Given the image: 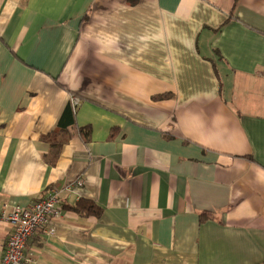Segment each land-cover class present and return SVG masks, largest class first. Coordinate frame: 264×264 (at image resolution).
<instances>
[{
	"label": "crops",
	"instance_id": "0c3cea01",
	"mask_svg": "<svg viewBox=\"0 0 264 264\" xmlns=\"http://www.w3.org/2000/svg\"><path fill=\"white\" fill-rule=\"evenodd\" d=\"M51 190L38 264H264V0H0V255Z\"/></svg>",
	"mask_w": 264,
	"mask_h": 264
},
{
	"label": "built area",
	"instance_id": "2783aa9c",
	"mask_svg": "<svg viewBox=\"0 0 264 264\" xmlns=\"http://www.w3.org/2000/svg\"><path fill=\"white\" fill-rule=\"evenodd\" d=\"M70 100L76 111L80 100L74 96ZM77 185L81 186V181ZM63 212L64 205L57 190L49 191L46 197L28 207H9L6 204L2 218L9 223L10 235L6 248L0 255V264H38L34 253L27 251V244L40 231H46L51 220L61 218ZM54 232V228L48 229V234Z\"/></svg>",
	"mask_w": 264,
	"mask_h": 264
},
{
	"label": "trees",
	"instance_id": "16d2710c",
	"mask_svg": "<svg viewBox=\"0 0 264 264\" xmlns=\"http://www.w3.org/2000/svg\"><path fill=\"white\" fill-rule=\"evenodd\" d=\"M138 0H132L133 3ZM167 96H158L157 99H163ZM75 112L72 107L71 100L68 102L67 106L64 109V112L58 122V125L54 131L49 133L48 135H44L42 137V141L48 143L50 145V151L47 155H45V161L48 166L54 167L56 166L61 150L65 144L68 143V138L65 135L66 133H70V129L75 125ZM80 133L83 135L86 141H89L90 129H80ZM76 214H78L82 218L95 217L99 218L103 210L93 201L88 199H81L78 201L73 207H71ZM210 218V215L202 214L201 221H207Z\"/></svg>",
	"mask_w": 264,
	"mask_h": 264
}]
</instances>
